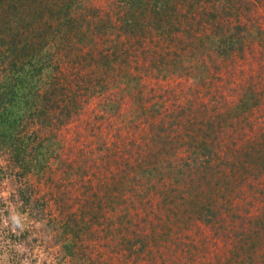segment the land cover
Returning a JSON list of instances; mask_svg holds the SVG:
<instances>
[{
	"label": "trees",
	"instance_id": "obj_1",
	"mask_svg": "<svg viewBox=\"0 0 264 264\" xmlns=\"http://www.w3.org/2000/svg\"><path fill=\"white\" fill-rule=\"evenodd\" d=\"M259 6L0 0V264H264V97L206 95L210 26L233 60Z\"/></svg>",
	"mask_w": 264,
	"mask_h": 264
},
{
	"label": "rangeland",
	"instance_id": "obj_2",
	"mask_svg": "<svg viewBox=\"0 0 264 264\" xmlns=\"http://www.w3.org/2000/svg\"><path fill=\"white\" fill-rule=\"evenodd\" d=\"M258 10L261 15L258 17L246 18L247 22H249L246 27L247 46L244 47L241 52L233 51V53L230 54L233 60L224 52H216L215 40L218 36L221 38L225 36L222 32L226 33V27H222L221 30L215 31L213 26H210L209 58L207 61L208 66L206 74L208 88L206 95L213 104L217 101L216 97L221 95L225 104L227 106L230 105V108L231 101H236L237 97L241 94L243 95L246 90L245 87H250L255 90L256 93L260 92L261 96L264 97V11L260 6ZM165 73L166 71H164V74ZM173 80L174 76L171 75L166 81L160 78L159 82L162 83L161 87H157L153 95L146 96V100L151 98L152 102L162 101L164 105L167 106L171 101L170 98L172 97V93L177 94V99L180 100H184L186 96L189 97L190 95L187 94L189 90L188 85H182ZM124 101L123 103L126 104V106H120V117L111 115L109 127L107 128V126L105 127L102 124L103 129H107V134L104 132L98 133L97 136L94 137L92 143L100 137L106 140L114 139L112 133L116 132L117 128L120 129V133L125 139L133 136L141 128V125L137 124V128H132L128 132H124L126 129L124 124L127 120L131 119L133 121H138L136 114L139 108L137 102L131 101L127 97ZM142 106L145 107L147 105L143 104ZM223 109L224 107H220V110ZM223 113L224 112H222V114ZM252 116L254 115L252 114Z\"/></svg>",
	"mask_w": 264,
	"mask_h": 264
}]
</instances>
